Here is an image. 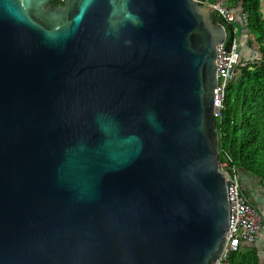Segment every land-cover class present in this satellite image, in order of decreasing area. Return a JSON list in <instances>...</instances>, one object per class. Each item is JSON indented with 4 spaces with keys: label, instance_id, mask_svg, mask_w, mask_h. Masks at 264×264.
Instances as JSON below:
<instances>
[{
    "label": "water",
    "instance_id": "water-1",
    "mask_svg": "<svg viewBox=\"0 0 264 264\" xmlns=\"http://www.w3.org/2000/svg\"><path fill=\"white\" fill-rule=\"evenodd\" d=\"M0 0V264H213V103L234 31L195 0Z\"/></svg>",
    "mask_w": 264,
    "mask_h": 264
},
{
    "label": "trees",
    "instance_id": "trees-1",
    "mask_svg": "<svg viewBox=\"0 0 264 264\" xmlns=\"http://www.w3.org/2000/svg\"><path fill=\"white\" fill-rule=\"evenodd\" d=\"M233 2L241 4L247 29L253 33L248 44H257L259 58L240 63L237 77L226 88L221 118H216L219 159L228 158L235 168L242 166L264 185V7L262 0ZM258 262L257 249L252 248L247 254L232 252L226 264Z\"/></svg>",
    "mask_w": 264,
    "mask_h": 264
},
{
    "label": "built area",
    "instance_id": "built-area-1",
    "mask_svg": "<svg viewBox=\"0 0 264 264\" xmlns=\"http://www.w3.org/2000/svg\"><path fill=\"white\" fill-rule=\"evenodd\" d=\"M195 2L208 6L213 16L220 18L221 21L224 20L225 27H231L236 20L233 0H195ZM261 4L264 7V0ZM241 18L246 22L243 11H241ZM226 40H228L227 34L225 40L215 46L216 86L213 103L219 106L221 111L224 106L226 88L237 77L241 63L239 43L235 35L229 45H226ZM221 111L214 113L215 118H221ZM221 167L229 176L227 179L229 216L225 242L213 264H226L232 252L242 251L245 244L254 243L262 223L258 209L243 194L236 168L230 165L228 158L221 162Z\"/></svg>",
    "mask_w": 264,
    "mask_h": 264
},
{
    "label": "rangeland",
    "instance_id": "rangeland-1",
    "mask_svg": "<svg viewBox=\"0 0 264 264\" xmlns=\"http://www.w3.org/2000/svg\"><path fill=\"white\" fill-rule=\"evenodd\" d=\"M234 11L236 15V20L232 23L235 38L239 43V51L241 55V63H246L248 61H253L259 58V52L257 44L249 45L247 41L253 39L252 28L248 31L246 22L241 18L242 7L241 4H236L234 6ZM247 56L248 59H246ZM236 174L239 182L244 185L243 192L251 200L253 205L258 209L261 217L262 223L261 227L257 232V237L254 243H247L242 250V253L247 254L252 248L259 249V262L258 264H264V208L261 207V202L264 201V185L261 183L260 179L252 174L251 172L244 169L242 166H237Z\"/></svg>",
    "mask_w": 264,
    "mask_h": 264
},
{
    "label": "crops",
    "instance_id": "crops-1",
    "mask_svg": "<svg viewBox=\"0 0 264 264\" xmlns=\"http://www.w3.org/2000/svg\"><path fill=\"white\" fill-rule=\"evenodd\" d=\"M247 44H248V41H247ZM248 57H250V56H247L246 59H248ZM248 60H249V59H248ZM248 60H247V61H248ZM240 184H241L242 191H243L244 185H243L241 182H240ZM243 194H244V192H243ZM244 196H245V197L251 202V200H250L245 194H244ZM251 203H252V202H251ZM252 204H253V203H252ZM260 205H261V207L264 208V201H262ZM257 238H258V237H257ZM257 252H258V254H259V249H257Z\"/></svg>",
    "mask_w": 264,
    "mask_h": 264
},
{
    "label": "flooded vegetation",
    "instance_id": "flooded-vegetation-1",
    "mask_svg": "<svg viewBox=\"0 0 264 264\" xmlns=\"http://www.w3.org/2000/svg\"><path fill=\"white\" fill-rule=\"evenodd\" d=\"M49 5H63L62 0H52Z\"/></svg>",
    "mask_w": 264,
    "mask_h": 264
}]
</instances>
